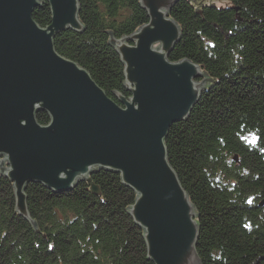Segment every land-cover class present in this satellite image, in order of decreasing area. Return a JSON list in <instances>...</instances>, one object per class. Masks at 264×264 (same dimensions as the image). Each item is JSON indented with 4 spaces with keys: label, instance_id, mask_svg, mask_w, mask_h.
<instances>
[{
    "label": "trees",
    "instance_id": "obj_1",
    "mask_svg": "<svg viewBox=\"0 0 264 264\" xmlns=\"http://www.w3.org/2000/svg\"><path fill=\"white\" fill-rule=\"evenodd\" d=\"M78 2L84 29L58 34L54 49L115 102L116 92L129 97L109 41L147 23V12L139 0ZM169 14L181 37L168 60L189 59L209 78L164 140L198 215V256L202 264H264V0H180ZM32 18L48 26L49 5ZM36 120L46 125L49 115L40 110ZM90 178L99 194L86 180L65 193L28 183L27 220L15 210L13 183L0 175V264H153L129 213L136 193L118 172L100 168Z\"/></svg>",
    "mask_w": 264,
    "mask_h": 264
},
{
    "label": "water",
    "instance_id": "obj_2",
    "mask_svg": "<svg viewBox=\"0 0 264 264\" xmlns=\"http://www.w3.org/2000/svg\"><path fill=\"white\" fill-rule=\"evenodd\" d=\"M179 1L139 0L148 22L110 39L130 93H114L115 102L86 69L54 49L58 34L84 29L78 0H0V175L13 183L22 217L30 220L28 183L65 193L86 180L99 194L90 175L111 170L136 193L129 213L144 232L148 259L202 264L198 215L164 143L171 125L189 116L209 83L189 59L167 58L181 37L169 14ZM42 2L51 12L46 27L32 18ZM40 110L49 115L46 125L36 120Z\"/></svg>",
    "mask_w": 264,
    "mask_h": 264
},
{
    "label": "rangeland",
    "instance_id": "obj_3",
    "mask_svg": "<svg viewBox=\"0 0 264 264\" xmlns=\"http://www.w3.org/2000/svg\"><path fill=\"white\" fill-rule=\"evenodd\" d=\"M202 80V79H201ZM5 166H7L6 164H5Z\"/></svg>",
    "mask_w": 264,
    "mask_h": 264
}]
</instances>
